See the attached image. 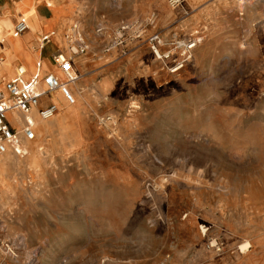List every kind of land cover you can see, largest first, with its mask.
I'll return each instance as SVG.
<instances>
[{
	"label": "rangeland",
	"instance_id": "rangeland-1",
	"mask_svg": "<svg viewBox=\"0 0 264 264\" xmlns=\"http://www.w3.org/2000/svg\"><path fill=\"white\" fill-rule=\"evenodd\" d=\"M259 1H205L200 27L163 33L123 0L126 17L95 30L100 51L79 31L77 55L100 56L107 78L91 81L84 116L39 130L0 166V264H264ZM121 23L137 26L114 47Z\"/></svg>",
	"mask_w": 264,
	"mask_h": 264
},
{
	"label": "crops",
	"instance_id": "crops-1",
	"mask_svg": "<svg viewBox=\"0 0 264 264\" xmlns=\"http://www.w3.org/2000/svg\"><path fill=\"white\" fill-rule=\"evenodd\" d=\"M96 1L99 0H0V57L3 58L0 65V88L15 75L16 69L20 66L26 69L24 76L26 79L40 70L42 74L53 72L66 80V73L54 62L53 57L59 53L66 54L67 36L74 25L78 26L79 31L90 32L89 40L93 49L98 51L101 40L99 34L95 33L96 28L103 27V23L113 25L114 12L117 14L116 22L126 16L123 0L122 2L117 0L115 5L108 7ZM183 1L184 15L177 8L170 6L166 0H133L134 11L130 15L147 17V22L152 21V26L153 22H157V26L160 23L159 30L163 33L176 31L178 26L186 22L189 29L200 27L196 17L202 16L203 4L209 0ZM259 3L264 4V0H260ZM185 7L189 11L185 10ZM22 17L26 18L29 28L22 34H15V25ZM77 20L81 22L83 29ZM45 35H50V39L44 41ZM99 57L93 52L68 57L71 59V71L77 76L76 81L69 84V89L75 101L80 99L82 103L78 107L68 103L59 91L43 96L36 109L56 103L59 113L53 123H47L40 129L44 134L57 120L75 119L78 116L80 118L88 111L85 98L91 94V81L100 79L102 83L107 78L105 69L107 63L99 62ZM54 116L52 118H55Z\"/></svg>",
	"mask_w": 264,
	"mask_h": 264
},
{
	"label": "built area",
	"instance_id": "built-area-1",
	"mask_svg": "<svg viewBox=\"0 0 264 264\" xmlns=\"http://www.w3.org/2000/svg\"><path fill=\"white\" fill-rule=\"evenodd\" d=\"M170 6L174 8L181 7L183 0H167ZM137 26L135 23H121L116 30L115 46H123L126 42V33L134 30ZM29 28L26 18L22 17L14 28L15 34H22ZM100 34L103 27L97 29ZM71 45L73 54L83 53L88 48L84 38L79 32L77 25H74L67 36ZM50 39V35L44 36V41ZM154 53L160 58L163 57L157 46L161 39L158 34L150 35L147 39ZM195 46V41L183 44L182 59L173 60L170 71L177 72L184 66L185 61L189 58L188 52ZM111 47L107 48L110 50ZM166 57L169 56L164 55ZM55 63L59 64L66 73V81L62 80L53 72L42 74L37 70L34 75L26 79V69L20 66L16 69L15 75L4 83L0 88V154L12 152L17 156H25L28 153L26 147L27 141H33L36 138L35 121L32 116L34 108L39 107L40 100L43 96L59 91L70 104L75 103V97L69 89V84L77 79V76L71 71V59L64 57L63 54H57L53 57ZM3 58L0 57V65ZM40 66V65H39ZM38 115L43 119H49L58 112L56 103H51L44 108H38ZM21 116L22 118H18ZM16 119L17 121H12Z\"/></svg>",
	"mask_w": 264,
	"mask_h": 264
},
{
	"label": "bare ground",
	"instance_id": "bare-ground-1",
	"mask_svg": "<svg viewBox=\"0 0 264 264\" xmlns=\"http://www.w3.org/2000/svg\"><path fill=\"white\" fill-rule=\"evenodd\" d=\"M32 116H33L34 121H35V130H36L37 134H39V130L43 126H45L47 123H53L55 121V119H56V117L55 118H52L51 117L52 119L51 118H49V119H43V118H41L38 115L36 108H34V111L32 112ZM18 118H20V117H18ZM13 120H14V122L17 121L16 119H13ZM30 142L31 141H27L26 142V145L29 146V148L31 150H33ZM31 153L33 154V151ZM17 160H18V156L17 155H14V153H12V152H7L5 154H0V166L3 165V164H6V163H9V164L15 163V161H17Z\"/></svg>",
	"mask_w": 264,
	"mask_h": 264
}]
</instances>
